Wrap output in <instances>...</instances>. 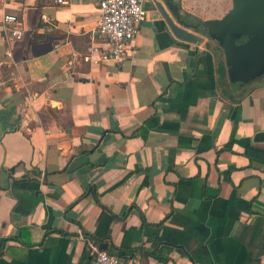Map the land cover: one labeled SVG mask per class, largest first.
Listing matches in <instances>:
<instances>
[{"label": "crops", "instance_id": "crops-1", "mask_svg": "<svg viewBox=\"0 0 264 264\" xmlns=\"http://www.w3.org/2000/svg\"><path fill=\"white\" fill-rule=\"evenodd\" d=\"M167 2L199 25L232 7L145 0L123 59L95 65L92 2L0 0L24 29L0 25V264H90L94 241L139 264H264V73L233 87Z\"/></svg>", "mask_w": 264, "mask_h": 264}, {"label": "water", "instance_id": "water-1", "mask_svg": "<svg viewBox=\"0 0 264 264\" xmlns=\"http://www.w3.org/2000/svg\"><path fill=\"white\" fill-rule=\"evenodd\" d=\"M155 5L176 39L195 44L208 37L217 42L233 87L243 86L264 73V0H232V7L224 17L202 25L170 2H167L170 14L160 3ZM106 248V244H101L98 249Z\"/></svg>", "mask_w": 264, "mask_h": 264}, {"label": "built area", "instance_id": "built-area-1", "mask_svg": "<svg viewBox=\"0 0 264 264\" xmlns=\"http://www.w3.org/2000/svg\"><path fill=\"white\" fill-rule=\"evenodd\" d=\"M99 12L96 26V39L103 42L105 48L92 47L82 60L90 64L119 62L123 59L127 44L139 33L140 25L146 19L145 0H89ZM51 5L66 6L70 0H49ZM45 19V16H42ZM0 25L11 41H21L24 29L20 17L9 14L0 7ZM35 96H28L24 104V121H32L27 110L34 112ZM35 117V116H34ZM28 124H26L28 126ZM29 129V127H28ZM99 247L92 242L88 244L90 264H139L138 259L122 261L119 257Z\"/></svg>", "mask_w": 264, "mask_h": 264}, {"label": "trees", "instance_id": "trees-1", "mask_svg": "<svg viewBox=\"0 0 264 264\" xmlns=\"http://www.w3.org/2000/svg\"><path fill=\"white\" fill-rule=\"evenodd\" d=\"M18 238H19V237H16V238H14V239H15V240H19ZM5 242H7V240H4V241L2 242V246H3V244H5ZM93 243H94L95 245H98V242H95V241H94ZM2 246H1V247H2ZM116 256H117V255H116ZM117 257H118V256H117Z\"/></svg>", "mask_w": 264, "mask_h": 264}]
</instances>
